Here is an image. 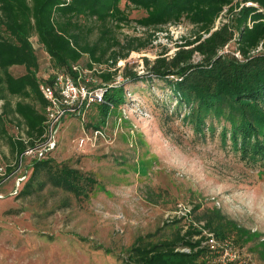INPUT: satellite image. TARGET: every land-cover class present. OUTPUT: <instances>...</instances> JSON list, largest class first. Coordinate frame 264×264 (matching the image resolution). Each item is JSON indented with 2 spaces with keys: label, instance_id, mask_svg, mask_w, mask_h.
Listing matches in <instances>:
<instances>
[{
  "label": "trees",
  "instance_id": "1",
  "mask_svg": "<svg viewBox=\"0 0 264 264\" xmlns=\"http://www.w3.org/2000/svg\"><path fill=\"white\" fill-rule=\"evenodd\" d=\"M132 10L143 13L132 18ZM181 22L196 31L192 38L181 36L171 55L164 51L152 60L144 57L142 72L116 66L131 51L147 48L156 31ZM132 23L147 29V35L120 39L116 31ZM32 37L49 56L46 77L38 76ZM231 42L234 48L228 51ZM84 56L83 66L104 65L93 73L103 84L102 100L91 103L98 108L97 122L103 123L112 107L126 101V83L158 80L169 89L161 101L168 113L201 136L219 124L223 141L229 140L241 158L264 160V0H0V134L17 158L44 133L48 100L40 83H51L52 70L75 75L71 65ZM12 66L24 70L14 75ZM118 74L121 79L115 83ZM11 119L22 130L17 137L5 128ZM57 145L24 163L30 173L15 192L27 194L49 182L75 196L88 195L96 178L66 162L55 163ZM11 170L6 165L5 171ZM256 233L218 207H205L167 235H137L117 256L123 264H237L221 257L223 244L240 246Z\"/></svg>",
  "mask_w": 264,
  "mask_h": 264
},
{
  "label": "rangeland",
  "instance_id": "2",
  "mask_svg": "<svg viewBox=\"0 0 264 264\" xmlns=\"http://www.w3.org/2000/svg\"><path fill=\"white\" fill-rule=\"evenodd\" d=\"M142 13L132 10L130 16ZM195 31L187 22L164 26L147 48L131 51L116 66L142 72L144 57L152 60L164 51L171 55L181 36L192 38ZM147 33L133 23L116 31L120 39ZM31 41L40 63L38 76L46 77L49 56L36 37ZM233 48L231 42L227 50ZM194 59L199 56L194 54ZM86 60L84 56L81 65ZM9 70L17 75L24 69ZM168 91L158 80L126 83V101L112 107L103 123L97 122L96 104L83 115L63 116L52 157L96 178L87 196L49 182L27 194L15 192L29 176L24 163L31 157L19 163L6 135L0 134V264H123L117 253L137 235H167L213 206L259 235L240 246L223 244L221 257L234 258L237 264H264V160L241 158L229 140L223 141L219 124L204 136L196 134L161 105ZM14 121L8 120L5 128L17 137L22 130ZM93 123L102 126L96 138ZM84 134L90 138L79 145L77 139ZM6 165H12L11 172L5 171ZM25 169V178H19Z\"/></svg>",
  "mask_w": 264,
  "mask_h": 264
},
{
  "label": "built area",
  "instance_id": "3",
  "mask_svg": "<svg viewBox=\"0 0 264 264\" xmlns=\"http://www.w3.org/2000/svg\"><path fill=\"white\" fill-rule=\"evenodd\" d=\"M117 67L121 69L120 66ZM100 68H104V65L93 64L91 68H88L80 63H74L71 65V69L75 75L66 71L52 70L51 83H40V90L48 100L44 133L42 138L36 140L32 145H28L19 154V163L27 155L42 157L57 145L59 123L65 114L83 115L84 109L88 105L102 100L103 84L93 74ZM120 79L121 76L118 74L114 82L117 83ZM93 129L94 138L102 134V128ZM87 138L90 137L85 134L81 135L78 137L77 143L83 145ZM23 177L24 175L19 178Z\"/></svg>",
  "mask_w": 264,
  "mask_h": 264
}]
</instances>
